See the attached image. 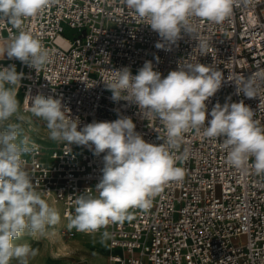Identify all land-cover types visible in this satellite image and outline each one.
Wrapping results in <instances>:
<instances>
[{
  "label": "built area",
  "instance_id": "obj_1",
  "mask_svg": "<svg viewBox=\"0 0 264 264\" xmlns=\"http://www.w3.org/2000/svg\"><path fill=\"white\" fill-rule=\"evenodd\" d=\"M145 23L123 0H53L37 15L22 19L19 29L0 20V44L20 30L31 32L49 51L50 62L35 70L5 54L0 66L14 64L24 73L19 89L24 113H30V97L51 96L79 118L81 127L127 116L146 142L160 144L166 130L159 119L146 118L135 104L113 101L105 83L122 67L136 75L146 61L164 78L191 56L224 75L222 87L206 101L209 113L229 97V103L243 100L264 126V79L257 77L254 98L237 95L234 82L264 74V0H233L231 16L219 24L194 19L198 37L208 43L201 56L195 34L183 29L174 45H165L170 50L157 49L161 38ZM66 27L73 30L69 37ZM210 119L207 115L206 127ZM202 131L185 133L174 150L177 166L185 171L183 180L163 184L147 210L130 208L123 221L85 232L108 233L106 264H264V174H255L251 158L244 169L229 165L225 137L207 138ZM25 135L38 146L21 157L37 190L59 206L67 232H84L68 226L74 200L88 188L98 195L95 186L106 153L96 156L75 144L46 147Z\"/></svg>",
  "mask_w": 264,
  "mask_h": 264
},
{
  "label": "clouds",
  "instance_id": "obj_2",
  "mask_svg": "<svg viewBox=\"0 0 264 264\" xmlns=\"http://www.w3.org/2000/svg\"><path fill=\"white\" fill-rule=\"evenodd\" d=\"M53 0H0V20L16 28L21 21L30 18ZM127 9L150 25L161 41L157 49L174 45L181 38V30L195 34L201 55L207 54L208 43L200 39L193 24L194 19L222 23L231 16L233 0H123ZM15 58L38 70L50 62V53L31 32L20 30L8 41L0 44V57ZM24 73H18L15 65L0 66V264H29V258L37 251L27 243L16 244L26 231L33 237L43 235L48 225L59 219L58 210L46 199V193L38 191L24 168L21 157L37 149L30 137L23 134L22 125L29 121L20 111L17 99ZM257 77H241L236 84V94L247 98L257 97ZM229 81H233L229 79ZM223 72L193 62L191 56L178 62V69L162 78L146 61L136 75L129 67L115 70V77L105 83L112 92L113 101L124 100L135 104L146 117H154L164 125L166 138L160 144L146 142L136 132V125L127 116H119L112 122L95 121L80 126L79 118L70 115L60 99L45 98L38 94L30 97L28 111L42 119L48 131V139L77 146H86L103 157L102 177L95 186L74 200L75 215L69 227L78 231L95 232L110 223L126 218L130 208L147 210L151 197L161 191V186L171 181H181L183 168L177 166L175 155L183 135L190 130L207 138L225 137L226 162L236 169L248 165L255 174H264V126L254 119V111L243 100L221 105L217 102L208 112L206 101L222 87ZM210 115L208 126L206 116ZM105 237L107 232L103 234Z\"/></svg>",
  "mask_w": 264,
  "mask_h": 264
},
{
  "label": "rangeland",
  "instance_id": "obj_3",
  "mask_svg": "<svg viewBox=\"0 0 264 264\" xmlns=\"http://www.w3.org/2000/svg\"><path fill=\"white\" fill-rule=\"evenodd\" d=\"M66 27L64 35L69 37L73 32ZM17 99L20 101V111L26 117H30L22 125L23 134H29L33 140H40L46 147L55 145L48 139V131L45 122L32 116L31 113L25 114L22 109V94L18 91ZM31 125L33 128H28ZM29 129V130H28ZM27 155V154H25ZM55 207L60 219L55 225H48L43 235L31 236L27 231L17 240L16 244L27 243L32 249L37 251L35 257L29 258V264H106L109 246L105 231L98 233L67 232L64 229V221L61 217V209L58 205L48 202ZM18 264V261L13 259Z\"/></svg>",
  "mask_w": 264,
  "mask_h": 264
},
{
  "label": "bare ground",
  "instance_id": "obj_4",
  "mask_svg": "<svg viewBox=\"0 0 264 264\" xmlns=\"http://www.w3.org/2000/svg\"><path fill=\"white\" fill-rule=\"evenodd\" d=\"M20 92V91H19ZM22 94V93H21ZM25 114H28V113H25ZM27 127L30 129V128H33L31 125H27ZM28 129V130H29Z\"/></svg>",
  "mask_w": 264,
  "mask_h": 264
},
{
  "label": "crops",
  "instance_id": "obj_5",
  "mask_svg": "<svg viewBox=\"0 0 264 264\" xmlns=\"http://www.w3.org/2000/svg\"><path fill=\"white\" fill-rule=\"evenodd\" d=\"M11 263H16L15 261H12Z\"/></svg>",
  "mask_w": 264,
  "mask_h": 264
}]
</instances>
